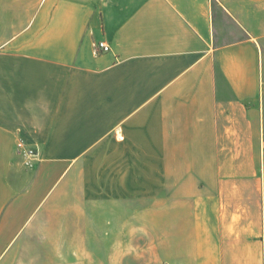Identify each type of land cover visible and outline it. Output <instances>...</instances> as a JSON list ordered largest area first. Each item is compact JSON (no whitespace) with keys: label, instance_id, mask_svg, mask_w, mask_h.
Instances as JSON below:
<instances>
[{"label":"crops","instance_id":"0c3cea01","mask_svg":"<svg viewBox=\"0 0 264 264\" xmlns=\"http://www.w3.org/2000/svg\"><path fill=\"white\" fill-rule=\"evenodd\" d=\"M262 38L264 0H0V264H264V178L228 159Z\"/></svg>","mask_w":264,"mask_h":264},{"label":"rangeland","instance_id":"374dc122","mask_svg":"<svg viewBox=\"0 0 264 264\" xmlns=\"http://www.w3.org/2000/svg\"><path fill=\"white\" fill-rule=\"evenodd\" d=\"M219 7H221V5L217 3V10H219ZM223 23V29L225 30L227 40L230 39V36H233V39H237L239 36L247 34V32L237 24L234 18H227L223 15ZM260 44L263 51V55H261L263 67L261 96L258 101L247 104L245 108V110L249 112V121H235L233 128L234 133L231 138L228 139L234 152L231 154L228 153V159L232 155L236 162L235 166L242 167L239 170L240 174L244 172V175L261 176L264 178V38L260 40ZM218 81L222 91L225 92V88L227 87L226 81L221 76L219 69ZM23 161L25 164L24 157ZM262 187L264 188V185ZM106 208H110V206H106ZM112 251L113 250H104L101 248L95 249L96 261H98L97 257L99 256L101 261L100 264H103L102 262H109L112 259ZM122 259L125 261V264H130V258L128 256Z\"/></svg>","mask_w":264,"mask_h":264},{"label":"built area","instance_id":"2783aa9c","mask_svg":"<svg viewBox=\"0 0 264 264\" xmlns=\"http://www.w3.org/2000/svg\"><path fill=\"white\" fill-rule=\"evenodd\" d=\"M98 49L101 51H110L111 47L110 45L105 42L101 41L98 44ZM19 153L24 157L25 164L27 166H33L34 162L39 157V150L37 147L29 146L26 144L24 140H20L17 144Z\"/></svg>","mask_w":264,"mask_h":264}]
</instances>
